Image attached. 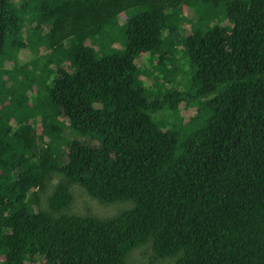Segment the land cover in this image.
Here are the masks:
<instances>
[{
	"label": "trees",
	"instance_id": "trees-1",
	"mask_svg": "<svg viewBox=\"0 0 264 264\" xmlns=\"http://www.w3.org/2000/svg\"><path fill=\"white\" fill-rule=\"evenodd\" d=\"M31 1L0 0V264H264V0Z\"/></svg>",
	"mask_w": 264,
	"mask_h": 264
},
{
	"label": "rangeland",
	"instance_id": "rangeland-1",
	"mask_svg": "<svg viewBox=\"0 0 264 264\" xmlns=\"http://www.w3.org/2000/svg\"><path fill=\"white\" fill-rule=\"evenodd\" d=\"M37 1L38 0L31 1L28 4L27 8H26V11L28 13V17L29 18L31 17L33 19L32 15H31V11L33 9H38L41 6L43 7V2L38 1L41 4V6H40V4ZM199 2H200V0L197 1V2H194L192 4H186V8L188 9V7H190L194 11L195 7L199 4ZM190 5H194V7L190 6ZM42 7L40 9H42ZM33 13L35 14V20L38 21L36 23H38V25H40L39 29L45 30V32L48 31L49 27L47 25L43 24L45 22L44 21L40 22V20L38 19V18H40V15L37 16L36 11L33 12ZM121 18H122L121 21L124 24L126 22V20L123 19V18H125V17L122 16ZM31 28L34 29L33 26H31ZM27 29H28V27L27 28L24 27V28L21 29V34H22L23 38H25V36H26L25 34H23V32L26 31ZM85 43L89 45L88 42H85ZM31 44H32V46H29V48L31 49L32 54L30 56L27 55V58H26L24 53L19 52L20 55H18L17 59L19 60L20 58H23L21 60V62L22 61H26L27 62L29 60H32L31 66L26 71L27 77L31 73L33 75H37L42 80L41 83H38V82H36L33 79H30L28 77V84L26 86H24L25 88H27L29 90H30L31 86H32L33 90L36 88L37 84L40 86V95L38 97H36L35 95L30 97L31 100L36 101V100H41L42 99V97L47 92V89H48L47 87H49L50 84H51L50 75H49V77L47 76L48 79L45 81V77L47 75V72H46V68L44 67V65H47V61H46L47 57H46L45 53H47L49 51L47 50L46 47H42L41 45L39 46L38 42L37 43L36 42H34V43L31 42ZM36 48H38L36 54L40 56V57H37V58L34 57V51H35ZM41 55H42V57H41ZM138 56L141 57V55H138ZM35 59H39V60L35 61ZM15 63H17V61ZM69 64H70V60L69 59H64V64L62 66L64 68L65 67H70ZM158 73H159V71H158ZM153 75H154V73H151L148 77L152 78L153 80H158V79L154 78ZM152 79H147V83L151 84V85H155L156 82L153 81ZM31 82H34V85H31L29 87V84ZM157 83L158 84H162V82L160 80ZM32 94H35V92L32 93ZM194 112H195V110H194ZM178 114L180 115V113H178ZM183 114H184L185 120H187L188 117L191 114H193V111H192V109H187V110H185V112ZM62 118H64V117L62 116ZM64 122L67 124V119L66 118H64ZM12 126H14V125H12ZM35 129H36L37 133L39 134L40 133V129H41L40 122H38V124L36 125ZM53 183H54V181L52 183H49L50 187H51V185ZM70 189H71L72 194H73L72 206H70V207H71V211H73L75 213L89 214L87 216L93 215V216H97L99 218H109V217L117 215L124 208L123 204H125V205L129 204V202H116V203H111V204H103V203L97 201L96 199H93L90 196H88L85 193V191L78 184H75V183L70 185ZM143 250L144 249L142 247H139V248L133 250V252L129 256V260L134 259V263L133 264H145L144 262L140 261L142 259V256L146 257L145 254L143 253ZM37 263L38 262H36V264ZM127 264H130V263L127 262Z\"/></svg>",
	"mask_w": 264,
	"mask_h": 264
},
{
	"label": "clouds",
	"instance_id": "clouds-1",
	"mask_svg": "<svg viewBox=\"0 0 264 264\" xmlns=\"http://www.w3.org/2000/svg\"><path fill=\"white\" fill-rule=\"evenodd\" d=\"M40 18H41V16H40ZM40 22H41V19H40ZM29 27H31V26H29ZM29 27H28V28H29ZM112 217H113V216H112ZM109 218H110V217H109ZM141 247H142V246H141ZM147 249H148V248L144 249V250H143V253H145V251H146ZM134 250H135V249H134ZM130 253H131V252H130Z\"/></svg>",
	"mask_w": 264,
	"mask_h": 264
}]
</instances>
